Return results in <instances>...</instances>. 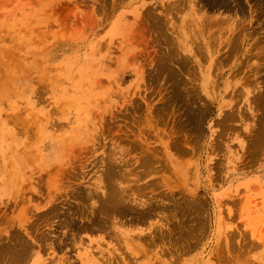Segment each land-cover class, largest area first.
<instances>
[{
	"label": "rangeland",
	"instance_id": "374dc122",
	"mask_svg": "<svg viewBox=\"0 0 264 264\" xmlns=\"http://www.w3.org/2000/svg\"><path fill=\"white\" fill-rule=\"evenodd\" d=\"M231 3L0 0V264H264V0ZM112 158L152 217L71 243Z\"/></svg>",
	"mask_w": 264,
	"mask_h": 264
},
{
	"label": "bare ground",
	"instance_id": "6f19581e",
	"mask_svg": "<svg viewBox=\"0 0 264 264\" xmlns=\"http://www.w3.org/2000/svg\"><path fill=\"white\" fill-rule=\"evenodd\" d=\"M206 4H210L211 5V8L212 7H214L215 9H216V7L217 6H219V7H223V8H225V9H230L229 7H231V5H232V0H203ZM263 1V0H262ZM257 2V1H256ZM178 3V2H177ZM261 3V2H260ZM207 6V5H206ZM241 6V5H240ZM210 7V6H209ZM208 7V8H209ZM179 8V7H178ZM214 8L212 9V10H214ZM220 9V8H219ZM246 9V8H245ZM241 10V9H240ZM149 11V10H148ZM229 11V10H228ZM230 11H231V9H230ZM197 12V11H196ZM210 12H211V10H210ZM152 13V12H151ZM241 13V12H240ZM260 13H262V12H260ZM198 14V13H197ZM149 16V15H148ZM150 18H151V16H150ZM157 19V18H156ZM161 20H162V18H160ZM152 20H154V19H152ZM206 21H207V19H205ZM189 21V20H188ZM196 21V20H195ZM194 21V22H195ZM202 21H204V19L203 18H199L198 19V21H196L197 23V25L199 24V23H201ZM210 21V20H209ZM157 22H159V19L157 20ZM162 22V21H161ZM192 22V21H191ZM204 23V22H203ZM202 23V24H203ZM205 23H207V22H205ZM204 23V27L206 26V24ZM210 23V22H209ZM157 24V23H156ZM160 24V23H159ZM158 24V25H159ZM200 25L201 27L203 26V25ZM160 26H162V25H160ZM193 26V25H192ZM209 26V25H208ZM195 27V26H194ZM207 27V26H206ZM205 27V28H206ZM201 29V28H200ZM202 29H204V28H202ZM205 30V29H204ZM195 31V30H194ZM197 32V31H196ZM204 32V31H203ZM206 32V31H205ZM201 35H202V33H201ZM207 35V34H206ZM194 36V35H193ZM200 36V35H199ZM192 37V36H191ZM203 37V36H202ZM206 37V36H205ZM194 38V37H193ZM198 38V37H197ZM196 38V39H197ZM200 38V37H199ZM203 40H204V38H203ZM212 40V39H211ZM213 41V40H212ZM194 42V41H193ZM201 42V41H200ZM196 43V42H195ZM208 43V42H207ZM200 44V43H199ZM202 44H200V45H197V46H201ZM210 45V44H209ZM176 47V46H175ZM177 47H178V45H177ZM198 47V48H199ZM200 49V48H199ZM201 49H202V47H201ZM174 50V49H173ZM172 50V51H173ZM171 51V50H170ZM171 51V52H172ZM202 51V50H201ZM204 51V50H203ZM173 54L172 55H174L175 54V52H172ZM179 53V52H178ZM198 53V52H197ZM168 54H170L171 55V53H168ZM202 56H203V54H201ZM201 55H198V56H201ZM176 56V55H175ZM181 56V55H180ZM204 57V56H203ZM173 59H174V57H173ZM164 61V60H163ZM166 61V60H165ZM168 61V60H167ZM183 61H185V60H183ZM171 62H172V60H171ZM186 62V61H185ZM173 63V62H172ZM179 63L180 62H178V65H179ZM181 64L182 63H180V67H181ZM190 64V63H189ZM173 65H175V64H173ZM172 64H171V66L172 67H174L175 68V66H173ZM183 65H185L184 63H183ZM188 66V61H187V65H186V67ZM163 67V66H162ZM186 67H184V69L186 68ZM168 68V67H167ZM170 68V67H169ZM189 68H190V66H189ZM194 68V67H193ZM180 69V68H179ZM183 69V68H182ZM183 69V70H184ZM187 69V68H186ZM169 70V69H168ZM181 70V69H180ZM192 70V69H191ZM194 70V69H193ZM171 72H173V71H171ZM178 72H179V70H178ZM177 72V73H178ZM183 72V71H182ZM158 73V72H157ZM174 73H176V72H174ZM189 73V72H188ZM179 74V73H178ZM178 74H176L175 75V78L176 77H178V78H176L177 80H180L181 81V76L182 75H180V74H182L181 72H180V74L178 75ZM191 74V73H190ZM192 75V74H191ZM173 76L174 75H171V78H172V81H173ZM180 76V77H179ZM168 77V76H167ZM183 77V76H182ZM157 78H159V77H157ZM174 78V79H175ZM181 78V79H180ZM180 81H176V80H174V85L175 84H178V82H180ZM184 80H182V82H183ZM186 81V80H185ZM189 81V80H188ZM177 82V83H176ZM185 85V84H183V83H180V84H178L177 86L179 87V85ZM186 84H187V82H186ZM172 85H173V83H172ZM181 87V86H180ZM179 87V88H180ZM191 88V87H190ZM181 89V88H180ZM179 89V90H180ZM179 90H176L175 89V91H177V92H179ZM190 90V89H189ZM183 91V93H184V89L182 90ZM192 92V91H191ZM174 93V92H173ZM170 94V93H169ZM185 94V93H184ZM194 94V93H193ZM263 95V94H262ZM261 95V96H262ZM176 96V95H175ZM186 97H187V95H185ZM184 95H183V97L181 96L180 98L182 99L183 98V101H186V100H184V99H186V97H185ZM189 96V95H188ZM191 96V95H190ZM193 96V95H192ZM176 97H178L179 98V96H176ZM172 98V97H171ZM171 98H170V100H171ZM177 98V99H178ZM179 98V99H180ZM263 98H264V96H263ZM194 99V98H193ZM257 99H262L261 97H259V98H257ZM192 100V99H191ZM196 100V99H195ZM263 100V99H262ZM198 101V100H197ZM261 101V100H260ZM171 102V101H170ZM174 102V101H173ZM194 102V101H193ZM263 102V101H262ZM262 102H260V103H262ZM167 103H169V102H167ZM186 103V102H185ZM264 103V102H263ZM171 104V103H170ZM169 104V105H170ZM190 104H192V101H191V103ZM198 105V104H197ZM204 106V105H203ZM263 106V105H262ZM166 107V106H165ZM183 107V106H182ZM261 107V106H260ZM184 108V107H183ZM182 108V109H183ZM192 108V107H191ZM199 108H200V106H199ZM185 109V108H184ZM164 110L166 111V109L164 108ZM163 110V111H164ZM192 110V109H191ZM199 110V111H198ZM264 110V109H263ZM172 111V110H171ZM197 112H198V115H202V113H201V109H197L196 110ZM203 111V110H202ZM187 112H188V110H187ZM206 112V111H205ZM186 114V113H185ZM191 114H192V112H191ZM193 114L195 115V113L193 112ZM192 114V117H190L191 119H193V121L196 119L197 120V118H195V117H197V116H194ZM205 114V113H204ZM264 114V113H263ZM200 117V116H199ZM198 117V118H199ZM182 119V118H181ZM186 119V118H185ZM263 119H264V117H263ZM199 121L201 120V119H198ZM192 121V122H193ZM199 121H197V122H199ZM196 122V121H195ZM264 124V123H263ZM183 126H184V124H183ZM196 126V125H195ZM185 127V126H184ZM180 128V127H179ZM181 134H182V131H181ZM180 135V134H179ZM185 151V150H184ZM119 154V153H118ZM114 156V155H113ZM111 157V156H110ZM109 157V158H110ZM149 157V156H148ZM152 158V157H151ZM151 158H147L148 160H149V162H152V160L153 159H151ZM111 161H112V166H113V164H114V159L112 158V159H110ZM119 160V159H118ZM111 161H109V162H111ZM120 161V160H119ZM129 161V160H128ZM148 162V161H147ZM146 162V163H147ZM118 163V162H117ZM126 162H125V160H124V163L122 164V165H124ZM145 163V165H147V164H150V163H147L146 164ZM129 164V163H128ZM144 164V163H143ZM153 164V163H152ZM106 165H108V164H106ZM119 165V164H118ZM109 166H110V164H109ZM111 166V168H107L108 166H106V168H107V170H106V168H105V170L106 171H104V174H106V179H105V176H104V181H103V183L104 182H107V183H104L103 184V187H99V189H101V192L100 193H96V194H94L93 192V194L94 195H96V196H94L93 194H91V197L93 198V196L94 197H96L98 200V202H99V204L97 203V207L95 208V207H89L88 205H87V203H85V202H88V200L90 201L92 198L90 197V195H89V197L91 198H88V196H87V201H84V203H85V205L86 206H88L89 208H91V210H90V212H89V214H88V212H87V210H88V207H87V210H86V208H85V206H83V207H80V204L76 207V210L74 211L73 209V211L71 210V212H73L72 214L71 213H69V211H68V213L66 214H64V216H65V219L63 220V225L66 227V228H68V229H71L72 231V234L70 233V235H69V233H67L68 235H69V241H71V243L75 240V239H77V235H80V232L79 231H82V230H88L89 231V229L90 230H94V225H91V223L93 224H95V226L96 227H98V228H96L95 230H97V229H99V228H101V229H99L100 231H102V230H107L108 229V231L110 230V234H111V236L110 237H113V238H120L121 240L122 239H124V241H125V243L128 245V243L129 244H131L132 243V238L127 234V232H125V231H122L121 229H119V230H117L118 229V225H121V223H122V221H124L125 219H126V221H128L127 223H136L135 221L136 220H139V219H142V217H144V219L145 218H150V217H152V216H150L151 214V210H149V209H147V212L145 213V211L143 212V213H141L140 212V210H143V209H141V208H139L140 207V205L139 204H137L136 203V201H135V199L136 200H138L137 198H135V199H132V197H133V195L132 194H127L126 193V191L127 190H129L130 192H131V190L132 189H125V188H123L119 183H116L117 181H114V178H116L117 179V176H118V174L120 175L122 172H120V170H119V172H118V174H117V172L116 171H114V170H116L115 168H114V166H115V164H114V166L112 167ZM129 166V165H128ZM147 166H149V165H147ZM116 167H117V165H116ZM121 168L123 167V166H120ZM119 166L117 167V168H120ZM142 167H144L143 165H142ZM112 168H114L113 169V171L112 170H110V169H112ZM150 169V168H149ZM134 170V169H133ZM106 172V173H105ZM140 172V171H139ZM133 173V172H132ZM131 173V174H132ZM135 173V172H134ZM135 174H137V171H136V173ZM144 175H146L145 173H143ZM134 175V174H133ZM140 175V174H139ZM121 176V175H120ZM136 176H138V175H136ZM113 177V178H112ZM122 177H123V175H122ZM119 176H118V180H119ZM122 179H124V178H122ZM122 179H120V181L122 180ZM105 180H107V181H105ZM123 181V180H122ZM98 185V184H97ZM95 186V185H94ZM163 186V185H162ZM137 188V187H136ZM92 189V188H91ZM82 190V189H81ZM80 190V191H81ZM87 190V189H86ZM89 190V189H88ZM135 190V189H134ZM93 191V190H92ZM100 191V190H99ZM128 191V192H129ZM142 191V190H141ZM76 192V191H75ZM79 192V191H78ZM78 192H77V195H78ZM97 192V191H96ZM85 193V192H84ZM84 193L82 192L81 194L83 195V196H85L84 195ZM86 193H87V191H86ZM161 193V192H160ZM81 194H80V192H79V195L78 196H76V193L74 194V197L75 198H81V197H79V196H81ZM165 194V193H164ZM93 195V196H92ZM167 195H168V193H167ZM66 196V195H65ZM132 196V197H131ZM64 197V196H63ZM140 197V196H139ZM147 197V196H146ZM168 197H169V195H168ZM74 198V199H75ZM84 198H86V197H84ZM96 198H94V199H96ZM149 198V197H148ZM153 199V198H152ZM164 199V198H163ZM166 199V198H165ZM169 199V198H168ZM93 200V199H92ZM150 200V199H149ZM157 200V199H156ZM78 201H80L79 199H78ZM82 201V202H83ZM167 201V200H166ZM77 202V201H76ZM81 202V201H80ZM68 203H70V202H68ZM83 203V204H84ZM89 203V202H88ZM73 204V203H72ZM70 205V204H69ZM75 206L77 205V204H74ZM148 205V204H147ZM73 205H71L70 207H72ZM94 206V205H93ZM189 206V205H188ZM143 207V206H142ZM157 207V206H156ZM157 209H159V208H157ZM165 209V208H164ZM187 209H189V207H187ZM194 209V208H193ZM67 210V209H66ZM161 210V209H160ZM58 211V208H53V209H51L48 213L49 214H54L55 212H56V214L58 213L57 212ZM156 212V211H155ZM154 212V213H155ZM60 213V212H59ZM64 213V212H63ZM91 213V214H90ZM141 214H144L143 216L141 215ZM76 215H78V218H76L75 216ZM88 216H90V218H88ZM117 216L119 217V218H117ZM75 218V219H74ZM77 219H80V220H84L85 222H87V223H82L81 225H79V223H80V221L78 222L77 221ZM88 219V220H87ZM146 220H148V219H146ZM89 221H90V224H89ZM125 222V221H124ZM138 222V221H137ZM61 223V222H60ZM62 224H58L60 227L62 226ZM135 225V224H134ZM63 226V227H64ZM91 226H92V229H91ZM111 229H113L114 230V232H112L111 231ZM159 229V228H158ZM163 230V229H162ZM53 232V231H52ZM70 232V231H69ZM78 234H77V233ZM105 233V232H104ZM167 233H169V232H167ZM77 236V237H76ZM109 237V238H110ZM47 238L48 237H46L45 239L47 240ZM50 238V237H49ZM48 238V239H49ZM64 238V237H63ZM137 238H139V237H137ZM20 240H22L21 238H19ZM67 239H68V237H67ZM79 239H80V237H79ZM119 239V240H120ZM18 239H16V241H17ZM73 240V241H72ZM19 241V240H18ZM20 243H22L23 242V240H22V242L21 241H19ZM18 242V243H19ZM53 242V241H52ZM65 242H67V241H65ZM64 241H61V242H59V246L57 245V248L59 249L60 248V250H61V248L62 247H64V246H66L67 244L65 243ZM116 242H117V240H116ZM131 242V243H130ZM149 242V241H148ZM17 243V242H16ZM19 243V244H20ZM45 243V242H44ZM98 243V242H97ZM100 243V242H99ZM98 243V244H99ZM52 244V243H51ZM52 245H54V244H52ZM55 245V246H56ZM22 246V245H21ZM97 246V245H96ZM23 247V246H22ZM21 247V248H22ZM92 248H95L94 246L92 247ZM99 248V247H98ZM134 248V247H133ZM14 249H16V248H14ZM96 249V248H95ZM112 249V248H111ZM12 250H13V248H12ZM17 250V249H16ZM20 250V249H19ZM93 250V249H92ZM14 252V251H13ZM24 252V251H23ZM22 252V250L21 251H18V256L20 257L21 255H25L24 253ZM101 252V251H100ZM15 253V252H14ZM102 253V252H101ZM108 253H109V251H108ZM12 254V253H11ZM11 254H10V256H11ZM114 255H115V253H113ZM13 255V254H12ZM104 255V254H103ZM117 255V254H116ZM14 256V255H13ZM13 256H11V258H13ZM15 257V260L17 261V256L15 255L14 256ZM117 257V256H116ZM118 257H120V256H118ZM118 257H117V260H118ZM103 258H104V256H103ZM106 258H107V256H106ZM114 257H112V259L111 258H107L109 261H111V260H114V259H116V258H114ZM55 259V258H54ZM57 260V259H56ZM64 260H66V259H64ZM120 260H122V259H120ZM120 260H118V261H120ZM53 261H55V260H53ZM68 261H70L69 259L68 260H66V262H68ZM102 261V260H101ZM115 261V260H114ZM58 262V261H57ZM106 262V261H105ZM114 264V263H113Z\"/></svg>",
	"mask_w": 264,
	"mask_h": 264
}]
</instances>
